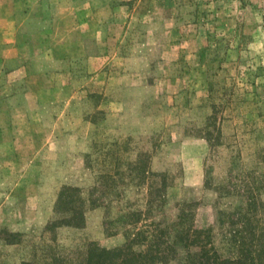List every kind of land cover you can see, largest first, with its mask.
<instances>
[{
	"label": "rangeland",
	"instance_id": "1",
	"mask_svg": "<svg viewBox=\"0 0 264 264\" xmlns=\"http://www.w3.org/2000/svg\"><path fill=\"white\" fill-rule=\"evenodd\" d=\"M250 191L264 203V0H0V264H79L125 243L124 215L182 208L227 256L219 212Z\"/></svg>",
	"mask_w": 264,
	"mask_h": 264
},
{
	"label": "trees",
	"instance_id": "2",
	"mask_svg": "<svg viewBox=\"0 0 264 264\" xmlns=\"http://www.w3.org/2000/svg\"><path fill=\"white\" fill-rule=\"evenodd\" d=\"M222 189L219 197L232 194ZM78 193L79 189L67 187L59 197V202L67 206L65 210L71 215L65 222L74 227L82 226L85 221L83 209L75 205ZM241 197L244 203L235 210L219 212L220 218L228 221L224 245L228 249L227 256L220 253L212 229L198 228L194 221L186 225L189 216L186 208H182L174 227L159 222L138 227L143 221L141 212L124 215L121 220L128 226L124 229L125 243L114 249L93 243L85 260L79 264H168L181 252L185 253L182 264H264V203L251 191ZM150 204H154V200Z\"/></svg>",
	"mask_w": 264,
	"mask_h": 264
}]
</instances>
